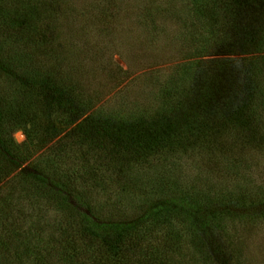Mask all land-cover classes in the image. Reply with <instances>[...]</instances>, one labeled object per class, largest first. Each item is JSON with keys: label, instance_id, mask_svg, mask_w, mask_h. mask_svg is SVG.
<instances>
[{"label": "rangeland", "instance_id": "374dc122", "mask_svg": "<svg viewBox=\"0 0 264 264\" xmlns=\"http://www.w3.org/2000/svg\"><path fill=\"white\" fill-rule=\"evenodd\" d=\"M193 8L190 0H0L3 111L9 117L18 114L22 118L24 114L34 121L33 124L26 121L22 127L23 123H17L22 119L15 120L14 142L33 158L41 157V167L58 170L61 178L67 170L76 171L79 159L72 157L73 162L60 165L54 157L62 158L64 144L54 152L51 150L65 137L68 143L77 134L83 135L80 128L87 132L86 119L98 130L105 128L110 137L121 129L112 121L114 117L122 122L126 118H141L139 121L146 120L144 125L149 128L152 121L164 120L158 117L162 113L170 110L168 118L175 115L172 104L164 99L167 95L171 100H181L179 114L183 118L176 126L181 134L186 122L203 113L211 121L215 117L223 121L222 114L229 109L227 104L238 106L246 96L245 86L252 79L264 92V52H245L247 48L233 43L226 29H219L220 23L200 20ZM257 17L258 23L264 21V14ZM184 79L192 87H184L186 83H181ZM23 82H31V86L28 83L25 87ZM65 85L74 92L75 100L69 111L65 110L69 106L59 92ZM175 92L181 94L176 99ZM52 99L54 128L45 134L41 125H47L43 118L47 109L51 110ZM256 105L247 113L252 115L251 119L260 120L257 126L252 125L260 137L238 128L222 136L223 151L212 148L207 153L198 146V152L195 146L196 151L190 147L185 152L176 146L168 154L164 151L144 157L141 164L130 167L144 186L142 191L132 185L128 187L124 181L119 184L118 180L124 178L117 173L110 181L107 166L98 164L96 167L101 171L97 180L100 182L102 178L101 185L106 189L110 184V203L123 204L127 219L144 211L164 209L163 205L155 206L159 204L157 192L162 197L172 194L166 204L173 214L170 218V213L166 215L168 222H173V227L187 237L193 229L205 235L208 239L205 244H211L207 246L209 251L212 245L220 244L224 251L217 255L215 264H224L233 254L237 259L233 257L229 264H264V198L253 206L251 202L245 205L235 195L239 186L252 194L264 193V105L261 107L259 101ZM73 120L76 122L71 123ZM26 130L33 139L27 137ZM123 133V140L129 139L128 130ZM136 136L140 138V133ZM51 137V142L43 143L42 140ZM201 137V141L215 138L212 133ZM208 154L211 157L204 159ZM222 160L232 161L227 164L238 161L241 176L235 179L225 176ZM247 169L250 176L244 183L241 177ZM15 174L8 168L0 175L1 199L7 202L12 201L8 198L11 193L19 191L14 187ZM6 177L12 181H4ZM85 178L92 184L93 179ZM192 187L209 198V205L201 211L183 201L184 195L193 192ZM231 192L234 195L231 199L222 197ZM41 208L48 212V222L53 225L56 213L48 207ZM176 212L186 215L179 217ZM165 227L162 225L163 230ZM184 246L185 243L181 247L182 264H206L198 254L201 251ZM25 264L32 262L25 260Z\"/></svg>", "mask_w": 264, "mask_h": 264}, {"label": "trees", "instance_id": "16d2710c", "mask_svg": "<svg viewBox=\"0 0 264 264\" xmlns=\"http://www.w3.org/2000/svg\"><path fill=\"white\" fill-rule=\"evenodd\" d=\"M190 1L194 13L200 20L220 23L219 29H226L233 38V43L247 48L245 52H264V21L259 22L260 24L256 21L257 15L264 14V0ZM0 68H3L1 62ZM183 82L186 83L184 87L192 85L186 79L181 83ZM28 83L31 86V82H23V85L28 87ZM245 90L246 96L237 104L238 106L230 107L231 103L227 104L229 109L222 114L223 121L215 120L216 117L211 121L208 114L203 113L194 121L186 122L184 132L181 134L176 127L183 118L179 114L181 100H171L167 95L164 96L167 100L164 99L168 104H172L176 111L175 115L168 118L170 111L168 110L158 116L164 120L152 121L149 128L146 127L148 125H144L146 120L139 121L141 118L138 120L126 118L127 120L123 119L122 122L114 117L112 121L118 123L117 127L121 129L116 136L110 137L105 132V128L98 130L86 119L85 124L89 125L87 132L80 128L83 135L77 134V137L72 138L68 143L65 137L51 150L54 152L64 144L62 158L55 160L54 157V161L60 165L62 162H73L72 157H75L76 161L79 159L78 165L75 166L76 171L67 170L61 178L58 177V170L52 171L41 167L39 165L41 157L33 158L32 154H26L14 142L13 133L17 127L13 125L21 116L18 117V114L7 116L3 111L5 101L0 94V175L11 168L12 173L16 172L14 187L19 189L17 194L11 193L8 198H12V201L7 202L1 199L0 187V264H25V260L32 264H51V262L55 264H182L183 243H185L184 248L191 246L201 251L198 254L202 255L206 264H215L217 255L224 251L220 244L212 245L209 251L207 246L211 244H205L208 241L205 235L193 229L187 237V234L173 227V222H168L166 215L170 213V218L173 214L170 206L166 207V204L172 194L165 193L166 195L162 197L157 192L159 204L155 206L160 208L163 205L164 209L144 211L136 217L126 219L125 212L122 211L123 204L118 201L110 203V184H107L108 189H106L101 185L103 179L100 178V182L97 179L101 171L100 167L107 166L105 168L110 172V181L114 173H117L124 178L118 180L119 184L124 181L129 184L128 187L132 185L142 191L141 187L144 186L130 167L141 164L144 157L164 154V151L168 154L169 150H175L176 146L185 152L189 151L190 147L196 151L195 146L197 149L198 146L204 148V152L208 151L207 153H210L212 148L223 151L225 143L221 138L226 137L229 130L239 128L240 132L254 133L252 125L257 126L256 122L260 120L251 119L252 115L247 112L253 106L257 107V101L263 107L264 92L253 79L250 85L245 86ZM59 92L66 106H69L65 110L69 111L75 100L74 92L67 85L59 88ZM179 95H181L179 92H175L173 97L176 99ZM54 105L52 99L51 110L47 109L43 118L47 121L45 127L41 125V130L43 129L42 132L45 134L50 132L51 127L54 128L51 122ZM23 116L17 123H23L22 127L26 125V121L33 124L34 121L30 116L27 118L24 114ZM75 122L73 120L71 123ZM125 129L128 130L130 137L123 140ZM137 133H140V138H137ZM205 133H212L215 137L214 141H201L203 139L201 136ZM254 134L259 136L256 132ZM26 135L29 139L32 137L29 130H26ZM53 137L42 141L47 144ZM138 140H141L142 144ZM52 154L56 155V153ZM206 156L209 154L204 155V159ZM228 162L232 163L231 160H222L221 163L222 168L224 167V175L232 179L240 177L238 173L240 163L235 161L233 164H227ZM98 164L101 166L96 167ZM247 165L250 169V163ZM248 169L241 177L244 183L246 177L250 176ZM85 177L93 179L92 184L87 183ZM7 178L9 177L3 180L6 181ZM0 179L1 182L2 178ZM10 179L6 182L12 181ZM192 188L193 192L184 195L183 201H187L194 209L201 211L203 207L209 205V198L196 188ZM260 193L261 191L252 194L251 190L239 186V191L235 195H238L237 199L245 205L246 202H251L255 206L261 202V198H264V193ZM232 196L234 195L231 192L222 197L231 199ZM23 201L25 204L21 205ZM18 206L20 209L16 210ZM41 207H48L56 213L57 219L53 225L48 222V212ZM30 209L31 212H28ZM176 214L180 215L179 217L186 215L181 212ZM27 223L29 226L26 225ZM162 225H166L165 230L162 229ZM216 225L219 226L217 222ZM44 253L47 254L46 257L42 256ZM233 257L237 259L233 254L224 264L232 262Z\"/></svg>", "mask_w": 264, "mask_h": 264}]
</instances>
